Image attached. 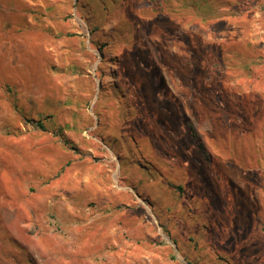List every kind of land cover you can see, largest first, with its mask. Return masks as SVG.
<instances>
[{"label": "rangeland", "instance_id": "1", "mask_svg": "<svg viewBox=\"0 0 264 264\" xmlns=\"http://www.w3.org/2000/svg\"><path fill=\"white\" fill-rule=\"evenodd\" d=\"M0 264H264V0H0Z\"/></svg>", "mask_w": 264, "mask_h": 264}, {"label": "bare ground", "instance_id": "2", "mask_svg": "<svg viewBox=\"0 0 264 264\" xmlns=\"http://www.w3.org/2000/svg\"><path fill=\"white\" fill-rule=\"evenodd\" d=\"M108 99V98H107ZM107 101V100H106Z\"/></svg>", "mask_w": 264, "mask_h": 264}, {"label": "trees", "instance_id": "3", "mask_svg": "<svg viewBox=\"0 0 264 264\" xmlns=\"http://www.w3.org/2000/svg\"><path fill=\"white\" fill-rule=\"evenodd\" d=\"M41 126H43V125H41Z\"/></svg>", "mask_w": 264, "mask_h": 264}]
</instances>
